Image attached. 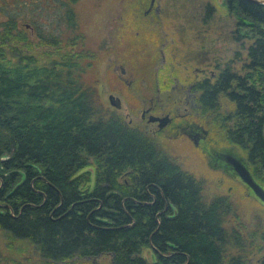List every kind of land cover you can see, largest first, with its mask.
Instances as JSON below:
<instances>
[{"label":"trees","instance_id":"16d2710c","mask_svg":"<svg viewBox=\"0 0 264 264\" xmlns=\"http://www.w3.org/2000/svg\"><path fill=\"white\" fill-rule=\"evenodd\" d=\"M226 4L246 28L247 84L222 139H244L264 186V4ZM73 6L60 30L0 21V263L264 264L262 226L206 199L158 138L100 101Z\"/></svg>","mask_w":264,"mask_h":264},{"label":"rangeland","instance_id":"374dc122","mask_svg":"<svg viewBox=\"0 0 264 264\" xmlns=\"http://www.w3.org/2000/svg\"><path fill=\"white\" fill-rule=\"evenodd\" d=\"M223 1L161 0L160 11H163L165 17L164 28L167 33V40L173 39L174 42L171 44L178 48L175 46V42L180 39L181 32L183 35L186 32L182 30V27H189V25L182 23V17L189 19L191 24L196 22L195 19L211 16L214 21L210 27L215 28H211L212 32L216 33L215 36L227 34V27H229L230 22L226 18L228 13ZM68 2L70 0H0V21L12 16L17 19L20 26L26 28L27 32L32 33H34L33 27L36 25L41 27L43 31L60 30L65 26V22L61 18L65 10L64 5ZM210 4L215 6L216 11L207 14V6H211ZM73 7L80 29L86 37V46L96 53L94 75L97 79L96 89L100 101L123 116L126 121L128 120L127 112L132 118L136 115L139 116L140 101L138 96H134L131 92L128 93L132 95L131 98L126 96L125 99L121 100V108L119 109L110 105L108 100V95L113 93L116 82L115 75L118 69L114 67L123 61L124 54L126 58L122 63L126 65L128 73H133L131 76L137 81L135 87L136 85L140 86L143 82L152 81L154 66L160 64L159 61L150 63V57L146 59L142 50L145 42L142 30L136 23L132 24L133 22L129 23L126 20L135 16L134 9L128 5V0H74ZM125 7L127 8L124 9ZM120 16L122 19L117 20ZM201 22L191 25L192 30L187 33L190 35L197 33V37H201L203 34L207 35L208 26L202 25L203 22ZM211 36L214 37V34ZM142 87L143 85L141 88H135L136 92L142 93L144 91ZM160 136L157 138L161 148L175 159L184 170L201 181L202 193L206 199H211L217 195L227 196L234 205L241 221L244 222V226L258 225L264 228V204L225 165L223 160L218 157L216 160L213 159V152L230 150L227 147V142L222 139L223 137L219 135L218 131H212L210 134L212 137L211 144L204 145L202 148L195 147L190 140L182 136L171 138L165 134ZM231 152L241 156L237 150H231ZM5 242L6 235L0 230V251L8 255V251H5ZM106 261L107 258H101L97 263L103 262L105 264ZM0 264L12 263L2 260Z\"/></svg>","mask_w":264,"mask_h":264},{"label":"flooded vegetation","instance_id":"af4514ba","mask_svg":"<svg viewBox=\"0 0 264 264\" xmlns=\"http://www.w3.org/2000/svg\"><path fill=\"white\" fill-rule=\"evenodd\" d=\"M137 1L138 5L132 8L135 16L126 20L129 23L133 22L132 24L136 23L142 30L145 39L142 50L146 59L150 57V63L159 61L160 64L154 66L152 81L143 82L135 87L137 81L131 76L133 73H128L126 65L122 63L126 58L124 54L123 61L114 67L118 71L115 75L113 93L108 95V100L109 96L113 95L121 104L122 99L126 96L131 98V94H134L140 101V112L139 116L136 115L134 118L127 112V122L141 126L156 138L164 134L170 138L182 136L190 140L195 147L208 146L212 141L210 136L212 131H218L222 136L221 126H224L225 122L231 126L233 106L237 104L235 95L243 94L246 89V28L241 25L240 32L237 33L238 20L228 15L226 17L230 22L227 27L228 33L223 36L217 34L216 37V33L212 32L215 28L210 27L214 21L213 17H201L195 19L196 22L192 19L194 23L191 24L189 19L182 17V23L189 27H182L186 32L184 35L181 32L180 39L175 42L177 48L171 44L174 42L173 39L168 41L166 38L165 17L163 11H160L161 0H154L152 5L151 0ZM223 2L228 13L226 0ZM128 5L132 7L133 0H128ZM210 5L207 6V14L216 11L215 6ZM121 19L120 16L117 20ZM200 21L203 22L202 25L208 26L206 29L208 34H203L201 37H197V33L188 34L187 32L192 30L191 25H196L195 23ZM197 29L199 30L198 27ZM234 30L236 33L232 32ZM118 59L120 60V57ZM141 85L144 91L136 92L135 88H141ZM130 92L131 94H128ZM241 99L245 102L243 97ZM163 116H168L170 121L162 128L158 127L157 120H150V117ZM225 131L228 133L227 128L223 132ZM224 141L227 142L230 150L227 148L225 149L227 151L213 152V159L216 160L218 157L223 160L225 165L236 174L227 158L234 157L247 167V145L244 139L238 141L229 136ZM231 150L239 151L241 156Z\"/></svg>","mask_w":264,"mask_h":264},{"label":"water","instance_id":"95a60500","mask_svg":"<svg viewBox=\"0 0 264 264\" xmlns=\"http://www.w3.org/2000/svg\"><path fill=\"white\" fill-rule=\"evenodd\" d=\"M154 0H151V5L153 4ZM257 3H263L264 0H253ZM109 103L110 105L114 106L115 108H120V100L113 95L109 96ZM151 121L157 120L159 122L158 127H164L169 121L170 118L168 116L163 117H150ZM227 161L232 165L234 171L240 178V180L253 192L254 196L257 197L263 204H264V188L262 185L257 183L255 179L250 174L249 170L243 163H241L238 159L234 157H228Z\"/></svg>","mask_w":264,"mask_h":264}]
</instances>
